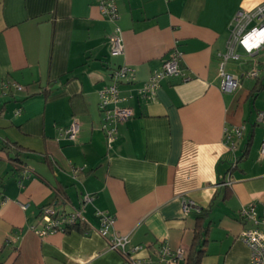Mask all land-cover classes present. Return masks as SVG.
Here are the masks:
<instances>
[{
  "label": "crops",
  "instance_id": "obj_1",
  "mask_svg": "<svg viewBox=\"0 0 264 264\" xmlns=\"http://www.w3.org/2000/svg\"><path fill=\"white\" fill-rule=\"evenodd\" d=\"M261 1L115 0L112 21L97 0H0V85L23 86L0 95V264H122L97 232L96 210L115 218L129 247L141 246L136 256L186 264L198 211H182L185 196L199 209L212 204L201 264H249L240 235L251 223L239 209H264V87L252 96L256 79L238 65L226 70L239 85L223 90L218 63L237 11ZM116 25L121 54L111 50ZM173 49L191 78L166 77L145 96L150 73ZM122 64L133 70L120 84L133 115L108 145L98 90ZM73 118L80 130L69 140ZM233 126L243 127L234 150L225 133ZM44 205L79 208L85 221L38 236L29 226ZM162 241L185 256L159 262Z\"/></svg>",
  "mask_w": 264,
  "mask_h": 264
},
{
  "label": "built area",
  "instance_id": "obj_2",
  "mask_svg": "<svg viewBox=\"0 0 264 264\" xmlns=\"http://www.w3.org/2000/svg\"><path fill=\"white\" fill-rule=\"evenodd\" d=\"M100 10L104 16L114 21L118 17V10L115 0H97ZM254 23V24H253ZM264 48V0L252 8H241L235 14L231 23L226 42V49L220 53L218 72L221 76V87L225 91H232L240 83V77L226 70L229 60L240 61L242 52L244 55L252 56L260 49ZM111 50L113 54H121L123 51L122 38L119 26H115L111 39ZM180 53L173 49L163 60L159 68L152 70L147 82L142 87L145 96H154L156 88L161 80L170 76H179L183 81L191 77L179 64ZM241 65V64H240ZM259 69L254 64L250 69L243 71L241 76L255 78ZM133 70L128 64L116 67L111 74V81L98 90V109L102 114L101 128L105 132L108 145L115 139L117 124L127 120L133 115V110L124 104L126 97L121 94L120 84L133 80ZM23 90V86L15 81L5 80L0 85V95L6 96L14 92ZM20 108L14 109V114H19ZM258 120L264 121V111L258 113ZM80 130V123L73 118L65 129L66 137L74 140ZM226 140L231 149L236 148V138L243 134L242 126H233L225 129ZM260 155L264 157V139H262L259 149ZM81 168H73L78 172ZM230 180L224 185H229ZM91 200L89 194L83 196V202ZM2 199L0 198V204ZM181 208L184 213L192 209L199 211L194 200L182 197ZM99 225L97 232L106 239L109 249L118 251L122 256V264H150L148 258H141L135 255L141 246L129 247V236L116 233L114 230L115 218L104 211H95ZM239 215L244 221H250L251 225L241 231L240 237L249 249V264H264V209L260 213L256 211L253 203L242 206ZM79 208H73L69 212L56 211L52 205H44L39 213L36 223L29 228L38 236H44L56 231H65L68 227L84 222ZM185 256V249L182 246L172 248L168 242L162 241L158 248L159 262H175Z\"/></svg>",
  "mask_w": 264,
  "mask_h": 264
},
{
  "label": "trees",
  "instance_id": "obj_3",
  "mask_svg": "<svg viewBox=\"0 0 264 264\" xmlns=\"http://www.w3.org/2000/svg\"><path fill=\"white\" fill-rule=\"evenodd\" d=\"M258 52L256 54H258ZM254 55L245 59L248 67L247 69H244V71L250 69L254 64L258 68V63L261 62L259 59L257 60L253 58ZM255 79L256 80L250 90V94L252 96L255 95L256 92L259 91L262 87H264V75L260 76V74L258 73ZM244 155L245 154L239 156V158L241 159L242 157H244ZM211 208L212 204L208 207L200 208L198 211V215L195 219V225L193 228V238L189 246L188 253L186 255V264H201V260L205 254V245L208 241V229Z\"/></svg>",
  "mask_w": 264,
  "mask_h": 264
},
{
  "label": "rangeland",
  "instance_id": "obj_4",
  "mask_svg": "<svg viewBox=\"0 0 264 264\" xmlns=\"http://www.w3.org/2000/svg\"><path fill=\"white\" fill-rule=\"evenodd\" d=\"M254 24V23H253ZM242 55V58L240 59V61H235V60H229L226 66V69H230V70H236V68L238 67V65H240L242 63V67L244 69H247V63L246 60L247 58H249L247 55H244L242 52H240ZM253 58L255 59H259L261 63H258V68L260 71H264V48L260 49L258 54L254 55ZM240 63V64H238ZM239 68H237L238 70ZM264 74V73H262ZM261 76V75H260ZM254 79V78H253Z\"/></svg>",
  "mask_w": 264,
  "mask_h": 264
}]
</instances>
